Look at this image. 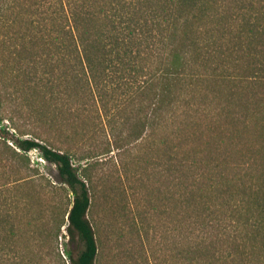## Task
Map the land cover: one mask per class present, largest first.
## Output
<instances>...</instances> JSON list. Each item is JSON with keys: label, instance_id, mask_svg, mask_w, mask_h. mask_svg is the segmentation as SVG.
Wrapping results in <instances>:
<instances>
[{"label": "trees", "instance_id": "1", "mask_svg": "<svg viewBox=\"0 0 264 264\" xmlns=\"http://www.w3.org/2000/svg\"><path fill=\"white\" fill-rule=\"evenodd\" d=\"M8 69L22 79L15 91L23 102L15 103L20 97L9 89ZM228 83L237 89L223 93L228 102L223 107L240 108L239 113L226 110L227 123L236 125L229 137L256 129L264 138V95L259 100L245 92L264 84V0H0V147L5 154L0 165L18 159L28 166L26 153L38 149L56 166L59 187H67L72 198L50 238L57 240L66 217L67 245L80 246L76 253L65 250L69 264H96L97 240L88 218L87 182L93 176L89 164L74 166L70 148L48 144L32 123H16L18 112L44 116L45 103L113 116L107 122L116 143L130 136L136 141L144 132L150 136L182 108L174 147L180 159L173 165L180 188L177 264H264V140L253 160L234 164L248 172L247 179L214 174L218 164L207 170L206 163L188 157L201 152L193 147L196 94L202 84ZM27 90L30 97L23 93ZM10 128L19 136L8 144ZM225 131L218 127L220 144ZM8 193L7 183L0 184V264H42V255L18 253L14 219L22 199ZM52 251L56 264H66L57 246Z\"/></svg>", "mask_w": 264, "mask_h": 264}, {"label": "rangeland", "instance_id": "2", "mask_svg": "<svg viewBox=\"0 0 264 264\" xmlns=\"http://www.w3.org/2000/svg\"><path fill=\"white\" fill-rule=\"evenodd\" d=\"M6 73L10 91L14 97L19 96L15 90L22 88V79L15 78L10 69ZM252 86H247L245 92L260 100L259 95H264V84ZM230 89L236 90L237 87L232 83L220 87L215 84L205 87L202 84V93L195 96V107L198 110L191 112V121L199 124L195 125L197 138L192 143L196 151L201 152L198 155L190 153L188 157L189 160H199V165L206 163L207 170L215 163L218 164L213 170L214 174L238 179L245 175L247 179L248 172L234 164L252 157L264 138L256 129L248 130L242 137L237 134H233V138L229 137L236 125L227 123L226 110L234 113L240 111L235 103L227 109L223 107V104H228L223 93L226 94ZM23 93L31 96L28 90ZM21 101L20 97L15 103ZM204 104L209 106L207 111H203L200 106ZM44 110V116L29 110L18 112L16 123L21 127L26 126L25 122L32 123V128L48 144L56 148H70L75 167L89 164L88 172L93 176V182H87L91 197L88 218L97 240L96 264H177L179 208L175 196L179 195L180 188L177 178L179 172L173 165L180 159L175 148L179 143L178 127L183 117L182 108L171 114L174 116L167 126H162L150 136L144 132L136 141L130 136L117 143L107 122L111 117L102 114L98 116L95 111L70 112L61 103H45ZM3 123L10 126L7 120H3ZM218 127L227 128L221 144L217 135ZM9 131L12 134L8 144H11L19 133H15L13 128ZM24 137L31 135L26 134ZM216 144L219 147H215ZM105 151L108 152L100 155ZM207 153L209 156L204 155ZM0 155L5 156L2 147ZM26 155L28 166L18 159L3 160L0 165V184L7 183L8 195L22 199L19 213L14 219L18 225V253L33 259L42 255V264H56L52 250L57 246L66 264H69L64 255L65 250L70 248L76 253L80 246L67 245L66 217L57 240H51L50 233L55 221H61L64 208L72 195L67 187H59L56 166L44 160L38 149H32ZM90 155L97 156L91 158ZM255 160H258V156ZM40 175H44L46 180L41 179ZM5 208L2 206L4 218ZM6 220H2L4 233L9 224ZM133 222L138 223L140 231Z\"/></svg>", "mask_w": 264, "mask_h": 264}]
</instances>
